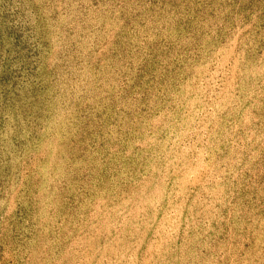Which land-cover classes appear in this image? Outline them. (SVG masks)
Instances as JSON below:
<instances>
[{"label":"rangeland","instance_id":"obj_1","mask_svg":"<svg viewBox=\"0 0 264 264\" xmlns=\"http://www.w3.org/2000/svg\"><path fill=\"white\" fill-rule=\"evenodd\" d=\"M0 264H264V0H0Z\"/></svg>","mask_w":264,"mask_h":264}]
</instances>
